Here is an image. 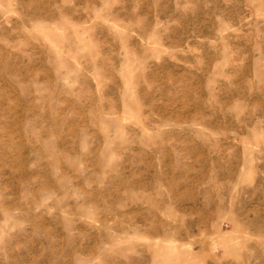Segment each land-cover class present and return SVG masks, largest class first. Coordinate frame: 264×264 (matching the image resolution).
Wrapping results in <instances>:
<instances>
[{
	"label": "rangeland",
	"instance_id": "obj_1",
	"mask_svg": "<svg viewBox=\"0 0 264 264\" xmlns=\"http://www.w3.org/2000/svg\"><path fill=\"white\" fill-rule=\"evenodd\" d=\"M0 264H264V0H0Z\"/></svg>",
	"mask_w": 264,
	"mask_h": 264
}]
</instances>
